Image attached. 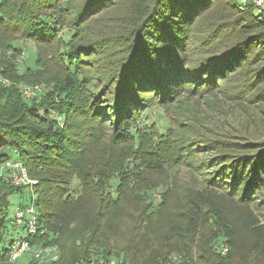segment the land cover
I'll return each instance as SVG.
<instances>
[{"label":"trees","instance_id":"16d2710c","mask_svg":"<svg viewBox=\"0 0 264 264\" xmlns=\"http://www.w3.org/2000/svg\"><path fill=\"white\" fill-rule=\"evenodd\" d=\"M219 5L0 0V149L11 150L0 165L22 163L37 181L0 174V264L21 258L15 195L44 230L30 245L58 250L49 264H264V14L227 0L220 19L233 18L218 33L203 18ZM20 40L37 54L23 72ZM27 85L43 89L27 96ZM219 88L258 116L243 114L237 140L186 138L149 119L157 105ZM198 146L211 155L194 163Z\"/></svg>","mask_w":264,"mask_h":264},{"label":"rangeland","instance_id":"374dc122","mask_svg":"<svg viewBox=\"0 0 264 264\" xmlns=\"http://www.w3.org/2000/svg\"><path fill=\"white\" fill-rule=\"evenodd\" d=\"M226 1L227 0H222V5L214 8L211 12V16L206 15L203 18L206 19L207 25H212L214 28H217L218 33L228 30L224 27L227 25L226 23H228L233 18L232 16L229 19H220L223 15L228 14V10L224 9ZM202 33H207L206 29H204ZM198 34H200V32ZM16 43L21 48V53L17 60L20 72H23L27 67H34L37 57L36 46L34 42L31 40H20ZM237 79H239V77H237ZM27 87L34 86L27 85ZM40 87L41 86H39L38 92H41V90L43 89L42 87ZM233 87L234 90L235 86ZM230 89L232 90V88ZM218 91H222V93L219 92V94L217 93L216 96L204 97V99L201 100L194 96H184L182 100L176 101L172 104L170 103L165 107H159L157 105V109L155 110L158 113L154 114V112H149V119L150 121L154 122H156V120L159 121L158 116L160 115L162 118L167 119L169 123L173 125V127H175V130L181 133L182 137L186 138H209L220 142L237 140L240 136H244L245 134V131L243 130L245 121L243 114L246 113L247 115H251L250 117L258 116L254 114L252 108L246 111L245 109H247L248 106L242 100L233 103L229 102L226 97L227 91L224 90V88H219ZM262 107L264 109V105H262ZM2 150L11 152V150H9V148L7 147L0 149V151ZM204 150L205 148L203 146H198L196 152L192 153L189 158H191V160L196 163V161L205 159L207 156L211 155V153H208V151ZM3 165H0V170ZM6 169L7 168L3 170V173ZM185 171L187 170L181 169V177L188 176ZM176 172L177 170H174L173 172L171 171L170 176L173 177ZM205 174L207 175L209 173ZM156 193H159V191H157ZM26 195H28V192H25V196ZM262 195L264 198V192ZM20 200H22V198L19 197V195H15L13 197L12 204L10 206L11 216L15 214L17 204L20 202ZM261 203H264V201H262ZM10 230H12V227H10ZM18 235L24 236L26 235V231L20 229L18 231ZM30 247L31 251H33L34 248L32 246ZM31 255V252L23 253L20 256L21 258H18V264L25 263L27 259L32 257Z\"/></svg>","mask_w":264,"mask_h":264},{"label":"built area","instance_id":"2783aa9c","mask_svg":"<svg viewBox=\"0 0 264 264\" xmlns=\"http://www.w3.org/2000/svg\"><path fill=\"white\" fill-rule=\"evenodd\" d=\"M241 7H247L252 5L259 13L264 14V0H238ZM3 83L8 84L6 79L1 78ZM39 90V86L27 87L25 89V93L27 96L33 95L37 93ZM5 168L11 169L10 179L15 185H25L31 187L37 181L32 179L26 167L17 161L9 160L7 161L0 170V174H3V170ZM15 223L16 227L20 230L26 231V235L24 236H16V239L12 245V258L14 260L18 259L23 253L31 252L32 256L35 260H37L40 264H49L58 259L57 248L55 246H46L42 248H37L31 251V245L29 241V237L33 235H37L39 233H43L44 230L39 223L38 215L35 209V206L32 202H30L26 208H19L15 212ZM218 250L222 254H226L229 250L227 244L221 245ZM98 264H117L115 259H111L109 261H104V259H100Z\"/></svg>","mask_w":264,"mask_h":264}]
</instances>
